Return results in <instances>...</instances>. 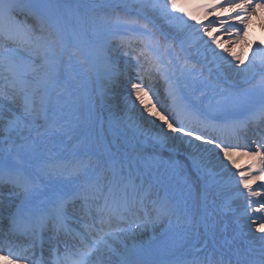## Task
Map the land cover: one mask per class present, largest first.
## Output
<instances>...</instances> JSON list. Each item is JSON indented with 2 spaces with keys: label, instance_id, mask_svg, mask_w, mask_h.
Returning a JSON list of instances; mask_svg holds the SVG:
<instances>
[{
  "label": "snow or ice",
  "instance_id": "1",
  "mask_svg": "<svg viewBox=\"0 0 264 264\" xmlns=\"http://www.w3.org/2000/svg\"><path fill=\"white\" fill-rule=\"evenodd\" d=\"M141 7L144 4L141 2ZM153 9L159 8L161 15L179 19L187 25L184 16L191 19V13L185 12L178 0H164L162 5L153 3ZM204 9L205 17L217 8L228 12L239 10L244 14L241 18L229 16L228 20H220L221 27L229 20L236 19L244 25L242 31L247 30L248 21L256 15L258 10H264V2L254 3L253 0H227V4L207 3L200 5ZM128 11L121 15L115 14L116 24L127 26L128 35L120 36V44L125 48L136 51L134 43L142 45L138 57L154 61V50L158 49L160 40L151 35L152 29L147 23H142L139 16L130 14L131 6L125 5ZM34 7L24 0H0V121L2 130L8 137L13 134L27 140L35 133L36 138L55 136L62 131L55 120L59 105L65 95L66 81L61 73L60 57L64 53L65 45L57 34L53 21L45 22L42 13H35L34 18L39 25L36 27L28 23V15L33 14ZM180 12L182 15L176 16ZM111 19V16H109ZM191 27V25H187ZM232 27V25H228ZM203 31L211 36L208 27L201 26ZM199 31V30H197ZM46 33V35H45ZM239 36V32L237 33ZM147 37V39H146ZM215 42V37H213ZM16 45L10 48L9 45ZM264 51V49H261ZM126 51L124 55H128ZM70 56H79V50H70ZM237 60L240 58L237 56ZM85 63L83 59L80 61ZM240 63H243L240 60ZM254 54L253 62L247 68L253 71L256 67ZM264 66V58L260 60ZM239 65H237L238 67ZM115 64L111 56L105 62V71L111 73ZM246 68V70H247ZM137 96L142 91L139 84H132ZM249 89L258 90L262 102L259 108L252 111L243 119L232 116V113L244 109L250 100ZM249 89L242 90V95L230 98L217 108L221 124L211 123L207 117L201 118L189 106L184 107L185 112L194 116L196 123L208 131L210 138L204 135H195V140L207 145H214L223 153L225 158L231 159V153L239 145L217 142L212 135L218 128H230L233 134L246 130L250 126L264 125V73L258 80L249 85ZM147 108V106H146ZM8 115L5 116L4 113ZM164 122L172 133L180 137H193L196 128H186L180 120L178 113L171 121L160 113H153ZM27 131L28 136L24 133ZM171 138L167 134L161 136L151 149L144 146L135 150L134 156L124 154L123 158L115 155L109 160H97L94 167L83 160H77L69 166L63 161H45L39 171H30L25 160L19 154H13L11 148L0 156V186L10 185L21 197L15 209L4 215L0 212V226L6 224V239L0 240V264H107L111 256L105 259V252L115 255L119 264H142L126 252H118L110 241L121 238L117 232H128L131 223H137L130 218L136 210L145 209L146 192L144 183L138 175L141 168H151L161 159L157 147L163 149ZM264 137L256 141L253 151L244 153L257 158V164L250 166L248 171L239 173L238 184L246 190L247 207L245 215L253 224L256 231L264 234ZM191 142V141H190ZM7 143V140H6ZM23 147V145H21ZM178 164V162H173ZM234 163V162H233ZM194 168L199 165L193 161ZM255 168V174L252 169ZM65 177L74 181L71 186L58 192L48 199L38 211L26 207V202L35 197L39 191L42 177ZM235 176V174H233ZM260 181L258 189L252 185ZM244 196V192L239 193ZM260 197L262 199H255ZM253 205H259L253 207ZM79 211L80 216L75 213ZM152 215L145 212L149 220H162L175 215V210L167 201L153 200ZM259 220V223L256 221ZM128 224V228L117 227L113 224ZM80 226L74 229L72 224ZM141 225L137 223L139 228ZM51 233V235H48ZM74 241L71 245L67 239ZM23 238V239H21ZM264 239V237H262ZM127 250V245H123ZM199 264V262H192ZM207 264H224L223 260L212 261L208 258ZM239 264V261H238ZM248 264H264V252L259 259L251 260Z\"/></svg>",
  "mask_w": 264,
  "mask_h": 264
},
{
  "label": "bare ground",
  "instance_id": "2",
  "mask_svg": "<svg viewBox=\"0 0 264 264\" xmlns=\"http://www.w3.org/2000/svg\"><path fill=\"white\" fill-rule=\"evenodd\" d=\"M253 2L259 3L264 2V0H253ZM178 3L185 12H189L191 13V16L196 17V19H191L188 16H184V20L187 21L188 25H191V27H189V37L194 41L196 40V52H199V56H184L178 50L179 55L177 60L170 59L171 67L166 66L165 69H162L161 71L157 72V70H154L153 72H147V74L142 72L139 77L142 76L147 79H154V85H156L161 91L159 94H157L155 90H145L143 80H141L142 84H140V87L142 91L139 93V96H137L136 92L131 87L132 84H137L136 82L121 81L119 85L114 88L115 95H117L116 97L120 99V102L124 105V111L120 116H117L115 121L116 124L114 126L119 125L120 122L123 121L127 122L130 126H134V128L141 125L134 119L133 115L129 114V111L134 108V104L136 103L138 108L133 109L134 114L145 120V127L142 129L144 131L141 132L142 136L145 134L147 137L144 139L146 145H142V147H149L150 144L152 146L156 145V141L165 134L171 139L166 147L163 149L157 147L156 149L161 159H165L167 156L169 161L161 165L160 159L157 165L153 166V168H148L146 171L144 168L138 173L140 180L145 185V189H148L149 185L151 186L150 191L146 192L145 209L138 208L136 214L130 218L131 220H135L136 216H139L137 223L140 222L139 224L141 226L138 228L136 223V226L131 228L128 232H117V235L121 239L118 241H110V243L113 244L118 252L131 254L134 258L139 259L142 264H155V261H158V264H166L168 259H180V264H192V262L203 264L202 260H200L199 257L196 258L195 255L204 258V263L208 258H211L214 262L223 260L225 264H233L228 260L229 255H231L229 254V249L233 244L236 249L240 248L242 244L235 241H226V243H222L218 238H215L210 231H208V228H210L209 226L218 225L215 221L217 218H220L221 216L224 217L225 215L224 212L220 210L217 203H211V201H209L208 195L214 197L215 194L223 193L224 196L227 195L229 197L230 205L232 209L235 210L233 219L237 224L236 226L239 230V235L243 239L249 240L248 243L243 242V248L247 249L249 254L243 255V257L238 255L233 256L237 257L241 264H248L249 261L260 258L262 254L260 252L262 251L259 247L260 245L264 246V239H262L264 234L257 232L256 225L245 215L247 193L243 188V185H240L237 182L239 180L240 172L248 171L250 166L257 164V158L244 154L255 149L256 141L250 134L241 135L240 133H237L234 135L230 128L222 127L218 128L215 132H212V135L217 138V142L223 140L228 144L239 145L234 151H232L231 159L229 160L228 158H225L223 153L220 152L219 149H216L214 145H207L202 141L195 140V135L202 134L205 139L210 138L208 131L211 130L209 129L205 131L203 126L198 125L192 113L184 111L185 106L191 107L192 111L201 118L207 117L211 123H218L214 122L211 119V116L207 115V113L199 106L200 100L198 93L201 91L202 86L195 85L192 81L195 80V78H189L190 85L188 94L193 97L194 103L189 105L185 101V98L183 97L185 94L181 90L187 88L186 85H182V80L188 76H186L184 71L177 73L174 77L173 74L174 69H179L182 65L189 67L190 75L198 70L201 62H204L209 66L210 62H215L218 71V74L216 73L218 78H214L216 83L221 81L225 86L239 84L242 81L240 78L243 79V75L248 66L247 63L253 62L248 60L249 57L253 56L254 58L255 54L257 63L264 58V51H261V49H264V10H258L256 15L252 16L248 21L247 30L242 31L244 25L240 24L236 19L229 20L228 24L224 27H221L219 22L220 20H228L230 15L233 17L239 15L242 18L244 14L239 13L238 9L228 12L225 9L217 8L216 12L205 17L204 9L200 7V5L207 3L226 5L227 0H178ZM136 10L137 11L135 12L139 11L141 16L148 18L151 23L150 25H153V27H156L159 31L161 30L164 35L173 34V31L165 26L162 19H160L155 12L148 9L141 10L140 7H137ZM180 15H182V13H180ZM229 24L232 25V27H229ZM202 25L209 28L211 36L203 31L201 27ZM238 32L239 36L237 35ZM213 37H215V42H213ZM126 51L128 53H133L135 58L132 59L128 56L123 58L122 63H124V66L119 67L118 71H116L117 74L119 71L120 74L126 72L129 74H137V70L143 71L139 66L144 67V65H142L144 61L141 62L132 49H127ZM237 56L243 61V63H240V60L236 59ZM101 57H103V55H100V58ZM106 60L107 58L104 56L102 61L100 60V62L97 63V66L95 67L97 78H99V73H105V70H103L102 67H105ZM237 65L239 66L237 67ZM259 73L260 75L262 74L261 72ZM124 77L125 76L122 75V80ZM258 79L259 78L257 77V80ZM254 90L255 89L252 91ZM98 92L100 98L103 99L105 91L103 92V90L100 89ZM165 94L168 95L167 108L164 104L166 101H163V99L166 98H164ZM222 103L224 102L222 101L221 104ZM169 109H172V111ZM157 112L166 116L170 121L179 113L181 123H183L186 128H196L194 136H185L181 138L180 134L172 133L167 129L164 122L160 120L158 116L153 115V113ZM4 115L6 116L7 114L4 113ZM0 123L3 122L0 121ZM17 137L20 138L18 135ZM6 140L8 141L9 139H7L6 134L0 130V156L6 153L9 149V145L5 144ZM40 140V138H36L34 135V138L24 144V156L28 161V168L30 171L38 172L41 164L49 160L63 161L69 166L77 160H83L89 163V165L95 164L94 160H96V155L94 151H91V154L86 153L87 155L89 154V156H87L81 148L79 149L77 147V143L67 141L61 133L55 136L44 137L41 142ZM9 142H11V140H9ZM77 148L83 153V156L76 151ZM11 150L14 155L19 154L21 156V152L14 149ZM160 153L163 154L161 155ZM84 156H86V158ZM117 157L122 158L118 154ZM193 161L199 165L198 168L192 166ZM173 162H178V164H174ZM169 165L176 168L174 173H178V169L186 170L190 177L189 221L180 222L179 219H171V226H173V229L170 232L167 229L168 226L166 224L170 223L171 220L169 221L167 218L159 221L149 220L145 216L146 211L149 215H152L151 209L153 200L167 201V203L175 210L176 214H178V209L180 210L183 208L184 204L179 201L169 202L164 196H158V193L164 194L160 189L154 196L158 183H160L164 189H167L168 187L165 186L164 182L173 185L179 180V178L169 170ZM252 171L253 174H255V168H253ZM233 174H235V176H233ZM183 179L184 178H182L181 182H183ZM67 183L72 184L74 181H71L70 179L67 180L65 177H42L40 180L39 191L35 197L26 202V207L33 211H38L44 206L48 199L58 192L63 191V187L66 188ZM207 183L215 186H226L229 189L226 193L207 189ZM259 184L260 181L253 184V189H258ZM240 192H244L245 195L240 196ZM176 195L178 198H181L183 193L180 192ZM181 199H184V197ZM255 199L262 198L257 197ZM20 200L21 197L16 194L15 190L10 185L0 186V212L4 215L13 211L16 205L20 203ZM215 201H218V198ZM258 206L259 205H253V207ZM237 211L240 212V216L236 215ZM78 213L76 212L75 214ZM253 215H264V213ZM259 222V220L256 221V223ZM6 224L7 221L4 222L3 226H0V237H6ZM76 225L77 224L75 223L72 224L73 227ZM113 227L128 228L126 224L121 225L115 222ZM184 229H189V235L190 231L195 230V235H197L198 240L191 242L194 254H190L189 251L188 255L186 251L184 252L178 247V245L183 242V234L180 233ZM77 230H79V225ZM48 235L51 234L49 233ZM199 237H201L200 241ZM226 239H229V237ZM70 240L71 239L67 241L69 242ZM123 245H127V250H125ZM104 255L106 260L111 256V259L107 261V264H111L113 263L112 261L118 260L117 256L111 255L110 253L105 252ZM116 264H119V261H117Z\"/></svg>",
  "mask_w": 264,
  "mask_h": 264
},
{
  "label": "rangeland",
  "instance_id": "3",
  "mask_svg": "<svg viewBox=\"0 0 264 264\" xmlns=\"http://www.w3.org/2000/svg\"><path fill=\"white\" fill-rule=\"evenodd\" d=\"M24 2L31 4L35 9L33 14L28 15V23L38 30L39 25L34 18V14L37 12L42 13L46 24L48 20L54 22L57 34L65 45L64 53L60 57V68L62 77L66 81V91L56 116L54 117L57 124L62 128L60 132L61 135L69 142L80 143L79 149H92L96 155V160L93 159L95 164L97 160L109 159L110 156H117V154L121 152L118 149L109 151V146L123 147L122 151H125V153L135 154V150H138V148H129L130 146L127 144L129 138L137 143H143L145 139L140 135L144 131L142 129L145 127V120L135 115L133 110L134 108H138V105L135 103L134 108L129 111V114L133 115L134 119L141 124L139 127L134 128V126H130L124 121L114 126L117 116H120L124 111V105L120 102V99L116 97L117 95H115L114 90L121 81H124L122 80L123 74H117L116 71H118L119 67L124 66L122 59L127 56L132 58L131 55L133 54L129 53L127 56L124 55L129 48H125L120 44V36L128 35V33L125 32L127 26H118L116 24L115 14H125L128 11L125 5H130V14L132 16L138 15L141 22L147 23L149 28L152 29L151 35L160 40L158 49L154 50V52L156 51L157 53L156 56H158L156 61L145 60L142 57H138V52L142 45L134 43L136 51L133 52L141 62L144 61L142 63L144 67L139 66L143 71L137 70L139 75L142 72L144 74L146 72L147 74V72L159 70V68L156 67V62L158 61L162 62L163 67L166 64L171 67L169 63L171 60L169 59L177 60L179 55L178 49L183 55L187 53L191 54L192 51H194V48L197 47L196 40L194 41L189 37L188 24L185 25L179 19H174L171 16L161 15L159 8L153 9L151 7L153 3L162 5L164 0H24ZM141 2L144 4V7L140 6ZM137 7H140L141 10L148 9L155 12L156 15L162 19L165 26L173 31V34L164 35L161 30L159 31L156 27L150 25L151 23L148 18L141 16L139 11V13L135 12L137 11ZM174 15L180 16V13L177 12ZM109 16H111V19H109ZM9 47L15 48L16 45L10 44ZM73 48L79 50V56L69 55L70 50ZM100 55L106 58L111 56L115 67L111 73H107L106 71L105 73H99V78H97L95 67L100 60L102 61L103 57L100 58ZM81 59H83L85 63H81ZM102 68L105 70L104 66ZM211 68L216 71L217 65L214 64ZM251 70V68H247L243 75L242 81H247V85L251 84L253 76H258L257 73L254 74ZM182 71H184L188 77L182 80V85H186L187 88L181 90L189 101L193 99V97L188 94L190 85L189 78L191 79L192 77L195 78V80L192 81L196 86H202V88L199 87L201 88V91L198 93L199 97L211 95L216 100H219L221 97L227 95L224 90L225 84L221 81L216 83L207 70L200 65L198 70L190 75L189 67H180L178 72ZM130 75L132 77H137L136 75ZM146 80L151 85L148 86L145 84V90H155L157 94L161 92L156 85H154L155 80L151 78H146ZM140 84H142L141 81L139 82V85ZM227 88L229 90L227 98H233L234 93L232 88L228 86ZM100 89H102L103 92L105 91L103 99L99 96L98 91H100ZM244 89H249V86L242 90ZM252 90L253 89H249V92ZM165 96L166 94L164 98ZM164 100L166 103H163L167 108V99L165 98L163 101ZM5 113L8 115L7 112ZM2 125L3 123H0V129ZM24 135L28 136L27 131H25ZM34 135L35 133H32V136H28L29 138L26 141L18 138L16 134H13L11 137L6 135L7 139L11 140V142L8 140L5 144L9 145V148L21 152V157L28 163L24 156V144L34 138ZM109 137H115L117 139L113 140L110 138L107 146L105 145L107 142L106 138ZM43 138L44 137L40 138V142ZM117 143L120 145H117ZM21 145H23V147H21ZM76 151L83 156V153L79 150L76 149ZM88 153L91 154L92 152L88 151ZM89 154L86 155L89 156ZM121 156H123V154H121ZM84 157L86 158V156ZM168 161L169 159L166 158L161 159L160 164L162 165ZM176 177L179 178V180L175 185L179 186L189 178V175H186V177ZM182 178H184L183 182H181ZM69 186L71 185L67 187ZM194 240H198L197 235L191 236L190 238L188 237L187 241L185 240L182 244L178 245V247L184 245V247L188 249L190 244H192L191 242ZM200 240L201 237H199V241Z\"/></svg>",
  "mask_w": 264,
  "mask_h": 264
}]
</instances>
